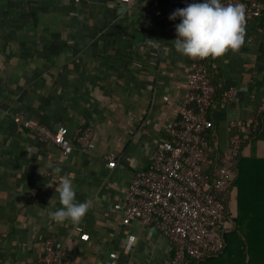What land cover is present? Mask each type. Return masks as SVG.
I'll return each mask as SVG.
<instances>
[{"label": "crops", "instance_id": "1", "mask_svg": "<svg viewBox=\"0 0 264 264\" xmlns=\"http://www.w3.org/2000/svg\"><path fill=\"white\" fill-rule=\"evenodd\" d=\"M150 6L161 15L143 18ZM175 10L176 0H0V264H39L46 235L63 264L168 263L167 240L125 221L121 209L180 107L188 60L174 48ZM244 27L242 46L209 66L220 148L229 121L248 123L264 100V30L261 20ZM229 87L236 95L222 102ZM14 114L70 133L92 126L95 148L63 155L17 126ZM109 153L119 157L113 167ZM242 157L264 171V116ZM64 176L77 202H92L78 224L49 216L62 206L56 188ZM236 194L227 198L234 217ZM123 241L128 253L116 258ZM200 264L230 263L222 255Z\"/></svg>", "mask_w": 264, "mask_h": 264}, {"label": "built area", "instance_id": "2", "mask_svg": "<svg viewBox=\"0 0 264 264\" xmlns=\"http://www.w3.org/2000/svg\"><path fill=\"white\" fill-rule=\"evenodd\" d=\"M195 0H176V10ZM239 0H222L236 3ZM246 5L244 26L261 20L264 30V0H242ZM161 15L154 6L143 10V18ZM178 18L179 23L180 18ZM215 58L188 60V74L180 101L177 118L168 128L167 139L155 148L149 164L137 170L126 191L122 207L125 221L135 220L160 233L168 242L167 264H189L204 261L223 253L224 236L233 228L226 205V195L237 177L234 162L242 151L243 143L255 133L264 115V100L248 123L231 120L225 146L221 149L220 164L211 173L205 170L208 163L207 133L214 129L211 105L216 87L211 81L209 66ZM236 89L222 92V102L231 101ZM14 123L34 135L42 143H50L63 155L74 148L87 152L95 148L92 126L78 127L72 133L64 125L51 129L41 123L26 120L21 114L13 115ZM218 145L217 141L214 142ZM219 146V145H218ZM108 167L115 166L119 157L114 153L105 156ZM114 256L128 253L120 242ZM125 246V250L122 249ZM39 264H63V251L55 246L51 235L43 241Z\"/></svg>", "mask_w": 264, "mask_h": 264}, {"label": "clouds", "instance_id": "3", "mask_svg": "<svg viewBox=\"0 0 264 264\" xmlns=\"http://www.w3.org/2000/svg\"><path fill=\"white\" fill-rule=\"evenodd\" d=\"M180 18L176 25L174 48L192 59L218 58L229 50H238L245 40L246 5L239 0L225 5L222 0H195L175 10L170 19ZM61 169H55L60 173ZM61 207L49 213L56 222L78 224L91 206V201L77 202L72 181L62 177L56 193Z\"/></svg>", "mask_w": 264, "mask_h": 264}, {"label": "trees", "instance_id": "4", "mask_svg": "<svg viewBox=\"0 0 264 264\" xmlns=\"http://www.w3.org/2000/svg\"><path fill=\"white\" fill-rule=\"evenodd\" d=\"M262 117L260 118L259 127ZM257 131L251 134L249 139L252 135L256 134ZM215 138L214 129L207 133L209 149L208 163L205 170L211 173L212 178H214L213 171L220 164V157L222 156L221 149L214 143L216 141ZM249 139L243 143L242 148ZM258 161L259 160L242 157L241 151L234 162V169L237 173V177L227 191L226 197L228 198L232 191H237V214L235 217L230 211L229 199H226V205L229 210L230 218L234 223L231 232L235 233L238 230L241 232L240 235H236L231 245L228 243L225 234L224 239L226 247L223 253L218 255L219 257L223 255L229 260L230 264H264V171L255 167V163ZM201 262L191 260L189 264H200Z\"/></svg>", "mask_w": 264, "mask_h": 264}, {"label": "rangeland", "instance_id": "5", "mask_svg": "<svg viewBox=\"0 0 264 264\" xmlns=\"http://www.w3.org/2000/svg\"><path fill=\"white\" fill-rule=\"evenodd\" d=\"M233 225V227H234V223L232 224ZM244 229V228H243ZM232 231V230H231ZM231 231H229V232H227L226 233V237H227V239H228V243L231 245V243L232 242H234V239H235V237H236V235L238 234V235H240V232L241 231H236L235 233L234 232H231Z\"/></svg>", "mask_w": 264, "mask_h": 264}]
</instances>
